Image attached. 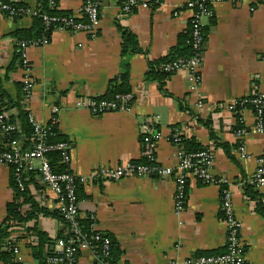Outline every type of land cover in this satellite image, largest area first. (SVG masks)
I'll return each instance as SVG.
<instances>
[{
    "label": "crops",
    "instance_id": "obj_1",
    "mask_svg": "<svg viewBox=\"0 0 264 264\" xmlns=\"http://www.w3.org/2000/svg\"><path fill=\"white\" fill-rule=\"evenodd\" d=\"M36 11L38 0H14ZM87 0H60L61 11L78 19ZM100 8L101 22L96 36L54 30L46 45L28 47V78L33 82L27 106L41 126L58 121L60 134L69 141L70 171L78 179H88L78 192L81 218L92 216L96 231L114 241L121 255L117 264H181L200 252L224 251L227 226L222 210L221 180L228 181L234 215L241 224V242L246 264H264V188L256 190L263 203L248 200L245 188L264 159V132L256 131V118L244 111L248 133L242 141L247 157L237 151L240 140L233 133L239 123L230 107L255 94L264 97V3L262 0H230L212 7L215 25L205 47L198 83L186 71L172 76L165 96L157 82H146L148 63L167 56L178 38L188 29L192 0H140L137 12L121 19L117 0H92ZM153 3V4H151ZM32 15L13 21L0 14V89L14 100L18 84L26 74L14 68L16 40L9 35L33 24ZM136 37L142 54L130 61V88L134 103L120 111L98 114L90 109L92 99L105 95L109 83L120 74L121 34L117 21ZM205 24H209L206 20ZM196 85V86H195ZM83 103L79 107L78 103ZM199 102L206 108L200 112ZM185 109H183L182 107ZM17 115V112H13ZM212 118L209 127L199 123ZM8 115V113H7ZM157 120L161 138L157 141V163L175 171L179 165L174 131L182 138L195 139L215 154L214 181L202 185L188 180V200L181 214L176 210L175 177H133L121 181H91L103 168L123 166L144 159L142 126ZM238 125V124H237ZM213 133L218 141L211 139ZM230 147L231 159L220 145ZM3 134L0 132V147ZM22 150L23 144H16ZM28 193L33 203L24 205L41 211L29 222L30 228L46 233L56 241L67 233V223L58 209L55 195L33 172ZM15 199L11 169L0 165V224L7 217L8 205ZM20 229L10 239L18 242ZM16 264H37L30 242L21 240ZM55 251H61L60 239ZM54 254V253H53ZM48 256H46L47 258ZM0 264H4L0 261ZM50 263V260L48 262ZM76 264H103L92 248H82Z\"/></svg>",
    "mask_w": 264,
    "mask_h": 264
},
{
    "label": "built area",
    "instance_id": "obj_2",
    "mask_svg": "<svg viewBox=\"0 0 264 264\" xmlns=\"http://www.w3.org/2000/svg\"><path fill=\"white\" fill-rule=\"evenodd\" d=\"M14 1V0H13ZM60 0H49L51 6L59 4ZM230 1V0H192L188 3V8L191 12V18L189 24L193 26L192 41L193 47L198 52V55L191 58L187 62L178 61L173 65L166 66V70H175L177 73L180 71H186L196 81L200 80V70L202 69L204 62V53L202 52L206 44L202 34V29L206 25V20H209L214 16L213 5L219 2ZM15 2V1H14ZM209 2V7L206 4ZM264 3V0H262ZM140 0H127V4L124 11H130L133 8H138ZM7 13L9 17L16 15L25 14L36 16L37 11L35 10H16L10 5L0 4V14ZM82 16L87 18V23H76L75 21L64 19L62 20L63 26L59 29L68 30L72 33H87L94 37L97 34V27L100 25V8L98 4L86 1L83 9ZM47 23L58 22L60 20L44 17ZM48 40L44 39L38 45H46ZM22 55V60L25 67L22 69L26 74L23 83L26 84L27 99H31L33 82L28 78L30 72V64L27 61L26 50ZM257 99L254 100V104L257 108L256 118V131L259 133L264 132L262 118L264 107V97L259 94H255ZM133 100L132 95H128L123 98V101L130 102ZM79 107L83 106V103L77 104ZM237 103L230 107L233 115H236L235 110ZM199 110L204 111L206 106L204 103L199 102L197 104ZM90 109L98 114H103L108 111L117 110V105L114 103H96L90 102ZM8 115L6 112L0 113V128L2 134L15 131V126L5 125ZM29 120L34 127L36 139L38 144L32 152H23L17 146L13 145L10 151H4L0 153V165L5 167H14L17 175L21 176L29 172H39L42 183L50 190L58 200V209L64 220L73 226L74 237L66 242L60 241L61 251L54 252L55 256L50 259L51 264H76L78 254L82 248L90 247L87 235L83 233L82 228L79 226V220L81 219L78 199V186L88 183V179H78L72 173H55L50 165V160L47 154L51 150H59L62 152L63 161L67 164L70 163L69 145L67 143H60L55 147H48L45 145L44 138L46 135L47 126H41L34 119L32 115H29ZM239 123L244 126V119L239 118ZM52 125L58 124L56 119L51 122ZM158 124L155 119H147L146 123L142 126V141L144 144V159H146L150 165H143L137 163H129L123 166L113 168H103L97 173H93L89 179L91 181L109 180V181H121L133 177L138 178H150L152 176L159 177H175L177 182L176 189V210L178 214H181L187 203V192H188V180L191 177H196L203 180L206 183H212L214 181L212 171L215 167L216 157L212 150L201 151L193 154H184L182 148V133L180 131H174L172 135V142L178 148L179 165L175 171L172 169L164 168L157 163V141L161 138V133L156 129ZM246 130H241L236 133V137L241 141V146L237 148L242 157H247L242 141L246 136ZM22 180L19 179V183ZM219 185L222 186V210L225 215V223L227 226V253L221 256H197L195 259H188L183 264H246L245 259V248L241 242V224L234 215V205L232 201L231 192L224 186L228 185V181L221 180ZM254 185L256 190H262L264 188V159L260 160V168L256 175L250 182ZM92 220L95 219L92 217ZM95 223V222H94ZM92 239L96 242H101L103 246L102 256L96 254L97 258L101 260L103 264H110L107 258L110 255L111 240L104 238L103 235L96 231L95 224L92 226ZM6 251L17 256L20 253V246L14 239H9L6 246ZM171 264H181L177 261H173Z\"/></svg>",
    "mask_w": 264,
    "mask_h": 264
},
{
    "label": "trees",
    "instance_id": "obj_3",
    "mask_svg": "<svg viewBox=\"0 0 264 264\" xmlns=\"http://www.w3.org/2000/svg\"><path fill=\"white\" fill-rule=\"evenodd\" d=\"M94 2L92 0H87ZM95 3V2H94ZM117 3L121 9L120 17L121 19H126L137 12V8H133L130 11H124V8L127 4V0H117ZM0 4L2 5H10L14 9L27 11L31 9L29 6L14 2L13 0H0ZM97 4V3H96ZM153 4V3H151ZM207 8L209 7V2L206 4ZM37 15L33 17V24L28 29H19L9 36L16 40V55H15V63L13 65L14 68L23 69L25 67L24 62L22 60V55L25 52V48L35 46L44 39L49 40L54 30H57L63 26L62 20L68 19L73 20L76 23H87V18L82 16L83 18L78 19L75 17L74 13L61 11L59 9V4L56 6H51L49 0H38L36 6ZM9 19L13 21H18L22 19L25 14L16 15L14 17H9L7 13L3 14ZM47 16L49 18L58 19L60 21L47 23L44 17ZM120 19L117 21L118 31L121 34L122 44H121V53H122V62L120 67V74L117 78L112 80L109 83L107 93L98 98L92 99L96 103H114L117 105V111L125 110L132 107L134 100L130 102L123 101V98L131 95L130 88V61L134 56L142 54L140 49L137 37L128 29L124 28L120 24ZM215 25V17L209 19V24H206L202 29V34L204 38V43L206 44L208 41V36L211 32V28ZM193 34V26L191 24L188 25V29L185 33L181 34L178 38L177 45L171 50V52L165 56L161 57L157 60L150 61L148 63V71L145 75L146 82H157L161 88L162 93L165 96L170 97L171 95L166 90V85L169 79L174 76L177 72L175 70H166V66L173 65L178 61L187 62L191 58L198 55V52L193 47L192 41ZM205 52V49L202 51ZM2 84L0 78V86ZM19 97L17 100H14L5 90L0 89V113L6 112L8 113V118L4 121L5 125H13L15 126V131L8 132L3 134V146L0 147V153L4 151H10L12 146L16 144H23L24 148L23 152H32L38 141L36 139L34 127L29 120V109L27 106V90L26 84L20 83L18 84ZM257 99L255 95L242 99L238 101L236 105L235 115L236 120L241 118L242 113L244 111H250L255 114L257 113L256 105L253 103L254 100ZM182 107V106H181ZM185 109L184 107H182ZM263 110V118L262 124L264 128V107ZM16 111L17 115H14L13 112ZM193 117L203 125L209 127L212 122V118L208 117L207 119H202L198 115H193ZM238 124V125H237ZM233 128V133L236 134L241 130L247 129L241 126L240 123H237ZM157 129V125H156ZM0 132L2 133V129L0 128ZM211 139L213 141H218V137L213 133L211 134ZM45 145L48 147H55L60 143H67L69 145V141L64 138L59 131L58 124L52 125L51 123L47 126L46 135L44 138ZM227 151L228 156L231 157L230 147L226 144L220 145ZM241 146V142H239L238 147ZM183 153L193 154L201 151H207L209 148H206L199 144L195 139H186L183 137L182 141ZM50 165L55 173H71L69 164L63 161L62 152L59 150H51L47 154ZM137 164L150 165L146 159H143L140 162H134ZM11 169V187L14 191V202L8 205L7 208V217L6 220L0 224V261L4 264H16L14 262V257L11 252L6 251L4 247L6 246L8 240L11 235L14 233L16 229H20L21 236L18 239V242L21 240H26L30 242V247L33 250L34 259L37 264H48L49 260L55 256L53 254L55 252L56 242L60 239V241H68L74 237L73 226L67 223V233L66 235H61L59 239L56 241L52 240L46 233L38 231L36 228H30L29 222L35 217L37 214H41V211L35 210V207L29 211V213H23L24 205L28 203H33L31 196L28 193V185L30 179L32 178L33 172L26 173L24 175H17L14 167H9ZM196 178V177H195ZM19 179L22 180L19 183ZM198 179V178H196ZM198 181L202 185H207L209 183L204 182L201 179ZM224 188H227L224 186ZM81 189L80 185L78 186V192ZM77 192V193H78ZM245 195L248 200L257 202L259 208L263 207V203L261 201L260 194L255 190L254 185H248L245 188ZM79 199V197H78ZM188 200V195H187ZM262 210V209H261ZM80 227L83 230V233L87 235V239L89 241L90 246L93 251L102 256L103 246L101 242H96L92 239V226L95 224L92 220V216H88L86 218H81L79 220ZM104 238L109 239V237ZM111 240V239H110ZM17 242V243H18ZM227 253V247L224 251H212V252H200L198 254L201 256H221ZM121 255V251L119 250L117 244L111 240L110 246V255L107 258L110 264H117ZM46 256H48L46 258Z\"/></svg>",
    "mask_w": 264,
    "mask_h": 264
},
{
    "label": "rangeland",
    "instance_id": "obj_4",
    "mask_svg": "<svg viewBox=\"0 0 264 264\" xmlns=\"http://www.w3.org/2000/svg\"><path fill=\"white\" fill-rule=\"evenodd\" d=\"M196 86V85H195ZM198 108V107H197ZM200 112H202L201 110H199ZM177 148V147H176ZM177 152H178V148H177Z\"/></svg>",
    "mask_w": 264,
    "mask_h": 264
}]
</instances>
